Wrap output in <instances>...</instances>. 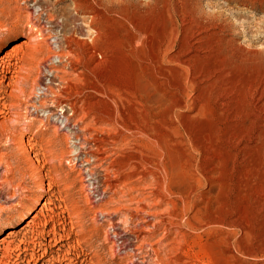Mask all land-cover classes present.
Listing matches in <instances>:
<instances>
[{"label": "rangeland", "instance_id": "374dc122", "mask_svg": "<svg viewBox=\"0 0 264 264\" xmlns=\"http://www.w3.org/2000/svg\"><path fill=\"white\" fill-rule=\"evenodd\" d=\"M22 1L0 0V44L3 43L0 47V90L6 92V94L10 92L15 94L13 97L5 96L0 99V110L6 112V116L0 117V155L1 153L2 155L6 153L5 160L12 166L10 173L5 172L2 168L1 172L3 171V173H0V264H13L16 258L15 255L19 253L26 256L24 261L19 264H26L28 261L29 264H41V262H44V264H159V259L161 260L164 256L166 246L168 249L171 242V245L178 247L179 243L177 240L181 237L179 229L176 227L165 229L162 224H157L153 229L150 228V224L157 221V217L155 218L149 214L166 208L164 203L155 204L153 202L157 198L153 197L152 199L155 198L154 200H147L149 202L147 211L137 212L139 199H136L135 195L140 196V192H148L152 183L150 182L151 176L145 179H141L139 175H127L125 177V182L128 181L127 184H129L127 187L131 188L133 186L134 189L129 196L131 198H122L125 199L123 203L125 204L124 206L127 205L129 207L130 211L126 207L127 214L132 213L136 218L134 217L131 221L128 220L123 224L119 214L114 211V208H117L114 202L113 205L110 204L113 208L109 207L111 212H105L104 218L98 215L95 224H92V209L90 210L91 205L84 197L83 183L77 172L71 170V163H68V160L65 159L71 149V145H77L78 141L76 139L64 140L67 136L61 132H56L55 126H51V124L47 126L46 120L44 121L46 119V112L44 111H39L40 115L27 129V136H20V132L23 129L22 124L25 120L22 116L25 97L31 96L34 102L44 101L50 103L51 95L48 94L47 97L41 96V92H44L41 88L46 85L56 87L59 84L58 81L50 82L49 78H52V71L43 70L40 65V69L43 70L40 78H42L41 80L44 83L40 89L36 87L35 91H32L34 84L32 80L37 79V76H39V67L37 66H39V61L42 57L37 55L39 63L38 65L34 64L36 66L35 69L31 66L33 68L32 72H30L31 77L24 86L25 95H20L19 89H13V91L10 87L12 84L14 86L15 82L19 81L26 74L25 72L28 71H25L27 66L25 67L22 64V60L25 59V63L31 65L30 55L35 52L34 47H32L34 39H31L34 34L29 33L24 27L26 13L17 10ZM99 1L100 6H94L92 1V16L96 12H98L99 16L92 18L91 34L87 25V21H90L87 16L91 13L90 9H86L85 6H80L79 4V9L77 7L78 10H75L72 7V0L27 1L28 4L26 3V6H29L35 12L32 20L38 19L37 16L40 15L39 21L45 24L48 31L52 30L51 38L48 39V41L52 42V46L56 48L57 43L55 40H58L61 42L64 52L68 46L74 50V55L77 51L81 54L86 53L80 59H77L78 56L75 58L76 61H79H77L78 63L75 66L77 72H72V69L65 62L66 59L62 60V58L60 59L56 56L47 63V66L54 64L56 70H58L56 73L63 75L65 78L69 77L71 84L68 86L73 87L71 90H77L76 93L79 91L78 94H81L78 97V102H82L80 99L85 98V96L88 98L92 92L94 93V87L95 85L97 86L99 81L97 79L104 78L103 85L108 88L109 96H103V99H100V105H108V109H122L126 120L128 118L132 123L135 121L132 108L137 112L146 111L139 118L142 122L140 124L142 126L149 125L151 129L153 128L160 136H163L162 138L167 143L168 154L165 155V158L167 156L166 160H168L166 164L168 163V166L173 165L168 186L171 192L170 195L174 196L172 197L179 209L183 205L179 200L180 194H182L181 198L183 199L187 196L186 193L191 191L190 201H185L188 207L186 209L182 207L184 215L181 211H178L179 223L183 225L182 230L190 233L186 243L182 245L183 252L186 251L188 253L190 261L193 260L196 264H232L223 261L221 263L219 251L225 248V244L219 240L222 235L233 232L237 234L236 237H247L246 240H241L240 244L245 245H241V247L253 251L250 253L252 255L239 253L238 257L243 261L246 260V262H253L256 258L258 261H263V259H260V244L257 240L261 238L259 235L263 236L264 234V228L261 229L264 226V94L260 95L257 93L253 95V99H251V95L253 86L258 85L257 80L260 83L259 92L261 93L263 91L260 90H264V10H262L264 5H253L257 8V10H254L250 7V0ZM259 1L264 3V0ZM198 11L204 13L199 14ZM38 12L40 13L39 15L37 14ZM205 12L216 15L221 13L219 16L222 19L218 18L219 22L217 20L213 22L216 25L211 24L204 28V25L201 26L200 22L204 21L206 23L205 15L207 16L208 14ZM191 13L192 15H190ZM206 28L209 29L207 30ZM96 30L100 32V35L96 33ZM163 36H170V39L165 41L167 44L165 46L166 51L160 56L152 48L154 44H158L161 41ZM123 38H125L124 41ZM38 43L46 51L44 52L46 57L48 54L47 45L43 44L42 41ZM95 44L96 47H94ZM131 47L135 48H133L132 52H128ZM214 47L218 49L216 50ZM98 49L104 53L103 57L97 55V60V57H92V51L97 53ZM169 57H173L171 61H168ZM61 60L64 61L62 64L59 62ZM92 60L94 62L93 65L91 64ZM135 64H138L139 67ZM130 68L133 70L130 71ZM8 70L16 71L11 73ZM78 70L82 75L77 76L79 74ZM4 71H8L10 74L8 73L6 77H3ZM129 73L131 78H135L136 84L133 81L132 83L130 82L132 86L126 85L124 82L126 75ZM184 74L187 77H184ZM175 77L176 79L174 80ZM185 86L186 90L182 88ZM133 87H135L136 91ZM1 95L4 96L3 94ZM112 102L114 103L112 104ZM156 102L157 104H155ZM78 105L80 106L81 104L78 103ZM152 105L153 107H151ZM3 106L5 108H2ZM84 107L87 108V106ZM29 110L33 109L30 107ZM85 110H88V108ZM91 110H88L81 123L77 124L78 127L73 124L82 117V114L77 113V117L70 123L71 128H67V131L75 134V132H81L80 128L82 127L90 128L91 130L92 127L95 129L99 127V130L104 128V131L108 132L110 128L108 123L100 120H97L100 123L94 124L92 122L97 110L93 109L94 112ZM57 111L63 112L64 107H58ZM48 118L49 121L51 119L52 121L55 120L54 116H48ZM41 120L46 122V125L40 126L39 121ZM57 125L61 128L64 127L63 122L60 121ZM169 126L174 128L172 129L173 131L169 132ZM50 138L51 140H56V144L49 143ZM132 142L128 144L126 151H124L125 155L136 156L137 153L141 155L152 153L150 145L146 148H140L141 145L136 147L137 145ZM171 145L173 148L169 147ZM24 146L27 147L26 149L34 148L32 152L30 151L26 155L21 156V154H18L17 148H24ZM117 147L118 144H116ZM209 147L217 151H209ZM42 148H45L43 149L44 151H42ZM48 150H52V153ZM42 152L44 153L43 156L40 155ZM183 153L186 154L183 155ZM184 156L188 157L184 158ZM179 161L183 163L189 161L192 169L187 171L180 170L177 167V164L180 163ZM212 165H215V167ZM82 166L86 167L87 164L83 163ZM174 166H176L178 171ZM202 168L212 169L206 172L205 177L208 175L209 179L201 175ZM189 178L190 181H188ZM194 180L196 183H194ZM196 180H199V182ZM111 196L114 201L119 196L121 197L119 193ZM104 203L106 204L107 201ZM134 207L137 209L135 210ZM261 207L262 210L260 209V211L259 208ZM131 209L135 214H133L134 212ZM185 211L187 212L185 213ZM216 215L217 217H215ZM259 215L261 218H259ZM106 216L111 217L112 224L117 226L121 233H124L125 230V233H127V244H129L128 249L121 252H115L112 249L111 238L113 237L109 235V232L107 233L111 229L107 226L109 222L106 220ZM190 217L194 221L193 224L198 220L205 222V219H207L206 222H211L215 219H219L221 222L218 220L220 223L216 224L217 226L209 224L210 228L189 230L188 228L191 227L186 221ZM142 219L150 221L149 231H147L148 235L143 240L142 238L135 240L131 233H135L141 226H144V223H139ZM235 220L237 224H235ZM75 225L81 226V228ZM71 226H73V229ZM245 227L247 228L245 229ZM261 231H263L262 234ZM53 237L56 241L58 240V245H54ZM217 239H219L218 242H216ZM154 249L156 252L152 251ZM43 251L46 254L41 257ZM32 255L33 258H31Z\"/></svg>", "mask_w": 264, "mask_h": 264}, {"label": "bare ground", "instance_id": "6f19581e", "mask_svg": "<svg viewBox=\"0 0 264 264\" xmlns=\"http://www.w3.org/2000/svg\"><path fill=\"white\" fill-rule=\"evenodd\" d=\"M28 0H23L22 3L17 7L19 11H22L23 13H26V16H25V21L26 23L24 24V27L27 29V31L29 33H33L34 36L33 38L31 39H34V43L32 44V47H34V53L31 56V58L29 59L30 60V64L31 65H28V63L26 64L25 63V59L22 60V64H24V66L26 67L27 66V69L25 68V71L28 70L27 72H25L23 75L22 78H20L19 81L15 82V85L13 86V84L10 86L12 88V90L14 89H19V92H20V95L24 96L25 93H24V86L26 85V83L28 82V80L30 79L31 77V74L30 72H32L31 70L33 69L32 67H34L35 69V65L34 64H37L39 63V67L38 68V75L37 76L38 78L32 80L34 82L33 84V87H32V91L34 92L35 91V88H41L43 85V81L41 80L42 78H40V75H42V71L43 70H48V71H52V74H51V77L52 78H49L50 82H54V81H58V85L56 87H53L52 85H46L44 87H42L41 89H43L44 92H41V96L43 97H47L48 94L51 95V98H50V103H46L44 101H39V102H34V100L31 98V96H29L28 98L25 97V101H24V105L22 107V109H24V113H23V117H24V123L22 124V127L23 129L21 130V135L20 136H27L26 133H28L27 129L30 128V126L34 123L33 121H36L35 119L40 115L39 114V111H44L46 112V119H44V121L46 120L47 122V126H55V131L56 132H61L63 133V135L67 136L66 138H64V140H69V139H76L78 141V144L74 145L73 146L71 145V149L69 150V152L67 153L68 155L66 156L65 159L68 160V163H71L70 164V168L72 171H75L77 172V174L79 175L80 177V180L81 182L83 183V186H82V189H84L83 192H85L84 194V197L86 200H88L91 205V208L90 210L92 209V224H95L96 222V219H98V215L101 217H103V215H105L108 211H110L109 207H112L110 206L113 205V203L115 202V204L117 206L116 209L114 208V211L117 212L119 214V217L121 219V222L123 224H125L128 220H132L134 219L135 216L131 214H127V210H126V206H124L125 204L123 203L125 199H122V198H131L129 197L131 195V192L133 191V186L131 188H129V186L127 187V182H125V177L128 175V176H131V175H139V177L141 179H145L146 177L148 176H151V180L150 182L151 183V186L149 187V190L147 193H142L140 192V196L138 195H135V198L136 199H139L137 203L138 204V211L137 212H145L148 210L149 208V200H154L155 198H157L155 201V204L158 203H164L166 205V208L159 211L157 210V212H151L149 215L151 216H154L155 218L157 217V221H155L153 224H150L151 227L153 229V227H156L155 225L157 224H162L165 229H167L168 227H176L177 229H179V232H180V239L178 238V247H174L173 245H171V242H170V246L168 247L167 249V246H166V250H164V256L161 258V260L159 259V264H196L195 262L190 261L189 260V256H188V253L186 251L183 252V247L182 245L184 243H186V240L187 238L189 237L190 233H186L185 231L182 230V224L179 223V218L178 217V211H181L182 214H183V209H186L188 207V204L185 203L186 200L190 201V194H191V191L187 192V196L185 198H181L182 194H180L181 196H179V200L183 203H181V209H179V206L176 204V201L173 199V195H170V189H169V186H168V180H169V177L171 175V171H172V166H168L166 164V158H168L166 156L165 158V155L168 154V148H166V144L164 139L162 138L163 136H160L159 133H157L153 128L151 129L149 127V125H141L142 122L139 120V118H141L142 116V113H145L144 110H142V112H137L134 108H132L131 110H133V113H134V117H135V121L132 123L128 120H126V116L124 115L123 113V110L122 109H108V105H100L101 104V101L100 99H103L102 97L104 96H109V91H108V88L107 87H104L103 85V82H104V78L103 79H97L99 80L97 83V86L95 85V90H94V93L92 92V94L94 95H90L88 98L85 96V98H82L80 99V101L82 102H78V97L81 95V94H78L76 93V91H73L71 90V88L73 87H70L68 85L71 84V80H69L68 78H65L63 77V75L61 74H58L56 72H58V70H56V66L54 64H50L49 66H47V63L53 58V57H59L60 59L62 58V60L66 59V63H67V66H69L71 69H72V72H77V69H76V64L79 62L76 61V57L77 59L81 56H85V54H81L79 53V51H77V53L75 52V55L73 54L74 53V50L70 47L67 46V49L66 51L64 52L63 48L61 47V42L58 41V40H55V42L57 43V46L56 48L54 46L51 45L52 42L48 41V39L51 38L50 34L51 31L49 32L47 27L45 26V24H42L40 21H39V12L37 13L39 16L38 19H33V16L35 12H33L32 8H29V6H26L28 4L27 2ZM92 1L94 2V6H100V1L99 0H72V7H74V9L76 10L77 7L79 9V4L80 6H85L86 9H90V13L92 12ZM103 2V1H101ZM112 2V1H111ZM24 3V4H23ZM27 3V4H26ZM70 3V2H69ZM82 3V5H81ZM107 3V2H106ZM116 3V2H115ZM17 4V3H16ZM102 4V3H101ZM108 4V3H107ZM249 4H250V7L253 8L254 10H257V8L253 5H258L261 4V5H264L263 2L259 1L258 0H250L249 1ZM106 5V4H105ZM104 6V5H103ZM41 8V7H40ZM77 9V10H78ZM171 10V9H170ZM262 10H264V6L262 8ZM105 12V11H103ZM194 12V11H193ZM192 12V13H193ZM199 12V11H198ZM192 13L190 15H192ZM197 13V12H196ZM201 12H199L200 14ZM204 12H202L201 14H203ZM206 13V12H205ZM95 14V12H94ZM98 12H96L95 15L92 16V13L87 16L90 18V21H87V25H88V30L90 32V34L92 33V30L90 31V28L93 26L92 25V18H97L99 16ZM111 14V13H110ZM208 14L207 16L205 15V19H206V23L204 21H201L200 24L201 26L204 25V28L207 27L208 25H213L215 23H213L215 20H217L218 22L220 21L219 19H222L220 18V14L219 15H216V14H212V13H206ZM22 15V14H21ZM116 15V14H114ZM24 16V15H23ZM199 16V15H198ZM202 16V15H201ZM74 17V16H73ZM101 17V16H100ZM193 17V16H192ZM191 17V18H192ZM195 17V16H194ZM222 17V16H221ZM36 18V17H35ZM182 18V16H181ZM208 18H210L208 20ZM219 18V19H218ZM225 18V17H224ZM99 19V18H98ZM116 19V18H115ZM189 19H190V16H189ZM193 19V18H192ZM196 19V18H195ZM212 19V20H211ZM51 20V19H50ZM86 20V19H85ZM84 20V21H85ZM166 20V19H165ZM164 20V22H165ZM197 20V19H196ZM195 20V21H196ZM204 20V19H202ZM208 20V21H207ZM230 20V19H229ZM99 21V20H97ZM168 21V20H167ZM173 21V20H172ZM181 21V20H180ZM199 21V20H198ZM184 22V21H183ZM223 22V21H221ZM182 23V22H181ZM225 23V22H224ZM101 24V23H100ZM108 24V23H107ZM152 24V23H151ZM191 24V23H190ZM189 24V25H190ZM196 24V23H195ZM227 24V23H226ZM192 25V24H191ZM216 25V24H215ZM240 25V24H239ZM77 26V25H76ZM100 26V25H99ZM198 26V24H197ZM200 26V27H201ZM220 26V25H218ZM231 26V25H229ZM152 27V26H151ZM188 27V26H187ZM199 27V28H200ZM107 28V27H106ZM173 28V27H172ZM202 28V27H201ZM210 28V27H209ZM208 28V29H209ZM216 28V27H215ZM223 28V27H222ZM95 29V28H94ZM140 29V28H139ZM187 29V28H186ZM198 29V28H197ZM207 29V28H206ZM207 29V30H208ZM221 29V28H220ZM87 30V31H88ZM101 30V29H100ZM153 30V29H152ZM166 30V29H165ZM188 30V29H187ZM190 30V29H189ZM202 30V29H201ZM200 30V31H201ZM224 30V29H223ZM157 31V30H156ZM185 31V30H184ZM204 31V30H203ZM222 31V30H221ZM88 32V33H89ZM165 32V31H164ZM183 32V31H182ZM188 32V31H187ZM191 32V31H190ZM223 32V31H222ZM70 33V32H69ZM95 33V32H94ZM96 33L100 35V32H98L96 30ZM95 33V34H96ZM126 33V32H125ZM124 33V34H125ZM140 33V32H139ZM195 33V32H194ZM236 33V32H235ZM146 34V33H145ZM197 34V33H196ZM214 34V33H213ZM109 35V34H108ZM123 35V34H122ZM184 35V33H183ZM88 36V35H87ZM118 36V35H117ZM137 36V35H136ZM189 36V35H188ZM192 36V35H191ZM209 36V35H208ZM100 37V36H99ZM187 37V36H186ZM196 37V36H195ZM200 37V36H199ZM96 38V37H95ZM97 38H98V35H97ZM110 38V37H109ZM108 38V39H109ZM252 38V37H251ZM125 38H123V41H124ZM170 39V36H163L161 41L157 44H154L153 45V51H155V53L157 54H161L166 51V47L167 44L165 43L166 40ZM187 39V38H186ZM192 39V38H191ZM206 39V38H205ZM118 40V39H117ZM208 40V39H207ZM217 40V39H216ZM33 41V40H32ZM39 41H42L43 44L47 45L48 47V50H47V55L46 57L44 56V52H46L45 50L42 49L40 43H38ZM112 41V40H111ZM183 41V40H182ZM187 41V40H186ZM204 41V39H203ZM206 41V40H205ZM218 41V40H217ZM171 42V41H170ZM212 42V41H211ZM91 43V42H90ZM109 43V41H108ZM115 43V42H113ZM227 43V42H226ZM3 43L0 44V47ZM42 44V45H43ZM202 44V43H201ZM200 44V45H201ZM250 44V43H249ZM64 45V44H63ZM151 45V44H150ZM184 45V44H183ZM189 45V44H188ZM212 45V44H211ZM215 45V44H214ZM240 45V44H239ZM251 45V44H250ZM18 46V45H17ZM20 46V45H19ZM94 46V45H93ZM93 46H92V49H93ZM104 46V45H103ZM118 46V45H117ZM130 46V45H128ZM132 46V45H131ZM191 46V45H190ZM196 46V45H195ZM209 46V45H208ZM96 47V44L95 46ZM149 47V46H148ZM201 47V46H200ZM217 47V46H216ZM230 47V46H229ZM77 48V47H76ZM84 48V47H83ZM111 48V47H110ZM133 48L135 47H131L128 49V52H132L133 51ZM193 48V47H192ZM215 48V47H214ZM21 49V48H20ZM63 49V50H62ZM95 49V48H94ZM109 49V48H108ZM179 49V48H178ZM189 49V48H188ZM216 49V48H215ZM218 49V48H217ZM216 49V50H217ZM220 49V47H219ZM73 50V51H72ZM198 50V48H197ZM202 50V49H201ZM204 50V49H203ZM189 51V50H188ZM199 51V50H198ZM135 52V51H134ZM92 57H97L98 56H102L103 55V51H101L100 49L97 50V53L96 52H93L92 51ZM95 53V54H94ZM152 53V52H151ZM154 53V52H153ZM210 53V52H209ZM109 54V53H108ZM126 54V53H125ZM177 54V53H176ZM175 54V55H176ZM179 54V53H178ZM37 55L39 56H42L40 58V61L38 62L39 60V57H37ZM107 55V54H106ZM170 55V54H169ZM197 55V54H196ZM209 55V54H208ZM109 56V55H108ZM183 56V55H182ZM185 56V55H184ZM229 56V55H228ZM103 57V56H102ZM156 57V56H155ZM168 57V56H167ZM175 57V56H174ZM181 57V56H180ZM198 57V56H197ZM110 58V57H109ZM132 58V57H131ZM150 58V57H149ZM148 58L149 60V63H150V59ZM173 58V57H172ZM172 58H168V61H171ZM207 58V57H206ZM59 59V60H60ZM75 59V60H74ZM83 59V58H82ZM81 59V61H82ZM162 59V58H161ZM166 59V58H165ZM27 60V61H29ZM59 61L61 64L64 62V61ZM74 60V61H73ZM91 60V59H90ZM97 60H98V57H97ZM96 60V61H97ZM202 60V59H201ZM4 61V60H3ZM8 61V60H7ZM52 61V60H51ZM85 61V60H84ZM157 61V60H156ZM164 61V60H163ZM178 61V60H177ZM189 61V60H188ZM10 62V61H9ZM17 62V61H16ZM33 62H36V63H33ZM109 62V61H108ZM135 62V61H134ZM184 62V61H183ZM203 62V61H202ZM3 63V62H2ZM11 63V62H10ZM51 63V62H50ZM100 63V62H99ZM155 63V62H154ZM189 63V62H188ZM9 64V63H8ZM85 64V63H84ZM92 65L94 64L93 60H92ZM133 64V63H132ZM160 64L162 65V63L160 62ZM40 65L42 66V69H40ZM137 65V67H139L138 64H135ZM148 65V64H147ZM146 65V66H147ZM183 65V64H182ZM14 66H16L14 64ZM32 66V67H31ZM151 67V66H150ZM153 67V66H152ZM212 67V66H211ZM11 68V67H9ZM13 68V67H12ZM20 68V67H19ZM134 68V67H133ZM156 68V67H155ZM184 68V67H183ZM17 69V68H16ZM23 69V68H22ZM69 69V68H68ZM70 69V70H71ZM92 69H94V67H92ZM139 69V68H138ZM190 69V68H189ZM20 70V69H19ZM24 70V69H23ZM133 70L132 68H130V71ZM143 70V69H142ZM156 70V69H155ZM160 70V69H159ZM164 70V69H163ZM169 70V69H168ZM9 71V70H8ZM4 71L3 73V77L7 76V74L9 72H14V71ZM152 71V70H151ZM71 72V71H70ZM80 71L78 70V73ZM137 72V71H135ZM180 72V71H179ZM210 72V71H208ZM219 72V71H218ZM223 72V71H221ZM146 73V71H145ZM160 73V72H159ZM10 74V73H9ZM14 74V73H13ZM74 74V73H73ZM155 74V72H154ZM223 74V73H222ZM260 74V73H259ZM77 75V74H76ZM79 75H82L81 73H79L77 76ZM98 75V74H97ZM150 75V74H149ZM257 75V74H256ZM263 75V74H262ZM261 75V76H262ZM11 77V75H9ZM153 76V75H152ZM102 77V76H101ZM184 77H187L186 74H184ZM251 77V75H250ZM256 77V76H255ZM73 78V77H72ZM77 78V77H76ZM144 78V77H143ZM180 78V77H179ZM192 78V77H191ZM259 78V77H258ZM74 79V78H73ZM72 79V80H73ZM78 79V78H77ZM82 79V78H81ZM93 79V78H92ZM134 79V80H132ZM154 79V78H153ZM176 79V77L174 78V80ZM184 79H187V78H184ZM190 79V78H189ZM253 79V78H252ZM261 79V78H260ZM76 80V79H75ZM83 81H85L84 79H82ZM179 80V79H178ZM192 80V79H191ZM77 81V80H76ZM132 81L135 83V78H131V75L130 73L128 75H126L125 79H124V82L126 85H129V86H132L130 84V82L132 83ZM183 81V80H182ZM187 81V80H186ZM195 81V80H194ZM258 81V85L256 86H253V90H252V95H251V99H253V95L255 94H264V90H260V91H263V92H259L258 90V87L260 85L259 83V80ZM73 82V81H72ZM79 82V81H78ZM176 82V81H175ZM200 82V81H199ZM75 83V82H74ZM157 83V82H156ZM179 83V82H178ZM187 83V82H186ZM185 83V84H186ZM264 83V82H263ZM9 84V83H7ZM6 84V86H7ZM75 84H78V83H75ZM96 84V83H95ZM136 84V83H135ZM168 84V83H167ZM181 84V83H180ZM235 84V83H234ZM45 85V84H44ZM73 85V84H72ZM81 85V84H80ZM134 85V84H133ZM179 85V84H178ZM1 86V85H0ZM13 86V87H12ZM21 86V88H19ZM75 86V85H74ZM83 86V85H82ZM155 86V84H154ZM158 86V85H157ZM166 86V85H165ZM182 86V85H181ZM180 86V87H181ZM188 86V84H187ZM232 86V85H231ZM77 87V86H76ZM75 87V89H77ZM179 87V86H178ZM261 87V86H260ZM264 87V86H263ZM263 87H261L263 89ZM54 88V90H53ZM93 88V89H94ZM126 88V87H125ZM134 90H135V87H133ZM152 88H153V85H152ZM184 88V90H186V86L185 87H182ZM1 89V88H0ZM5 89V88H4ZM102 89V90H101ZM113 89V88H112ZM156 89V87H155ZM13 90V91H14ZM79 90V89H78ZM101 90V91H100ZM115 90V89H114ZM127 90V88H126ZM131 90V89H130ZM183 90V91H184ZM229 90V89H228ZM98 91V92H96ZM124 91V90H123ZM136 91V90H135ZM138 91V90H137ZM153 91V90H152ZM161 91V90H160ZM176 91V90H175ZM172 92V91H171ZM82 93V92H81ZM116 93V92H115ZM130 93H132L130 91ZM233 93V92H232ZM1 94H3L4 96H2ZM110 94H112L110 92ZM138 94V93H137ZM175 94V93H174ZM177 94V93H176ZM234 94V93H233ZM15 94L14 92H10L8 94H6V92H2L0 90V99L4 98L5 96H9V97H13ZM184 95V94H182ZM191 95V94H190ZM235 95V94H234ZM88 96V95H87ZM112 96V95H111ZM139 96V95H138ZM165 96V95H164ZM236 96V95H235ZM248 96H250L248 94ZM101 97V98H100ZM115 97V96H114ZM135 97V96H134ZM141 97V96H140ZM177 97V96H176ZM239 97V96H238ZM247 97V96H246ZM253 97V98H252ZM27 98V100H26ZM138 98V97H137ZM142 98V97H141ZM179 98V97H178ZM52 99V100H51ZM146 99V98H145ZM263 99V98H262ZM110 100V99H109ZM129 100V99H128ZM131 100V99H130ZM141 100V99H140ZM179 100V99H178ZM186 100V99H185ZM258 100V99H256ZM261 100V99H260ZM259 101V100H258ZM262 101V100H261ZM48 102V101H47ZM115 102V101H114ZM112 102V104L114 103ZM134 103V101H132ZM140 102V101H138ZM142 102V100H141ZM144 102H147V101H144ZM169 102V101H168ZM167 102V103H168ZM182 102V101H181ZM186 102V101H185ZM78 103H80L81 105L79 106ZM103 103V102H102ZM170 103V102H169ZM183 103V102H182ZM119 104V103H118ZM132 104V103H131ZM147 104V103H146ZM157 104V102L155 103ZM253 104V103H252ZM138 105V104H137ZM140 105V103H139ZM168 105V104H167ZM1 106V104H0ZM64 107V111L63 112H58L57 111V108L58 107ZM84 106H87L88 110H91L93 111V109H96L97 112L94 114L93 118H92V122L95 123H100V121L104 122V123H108V126L110 125V128H109V131L106 132L104 131V128L99 130V127L98 129H95L92 127V130L90 128H87L86 127H82L80 128V131L81 132H75V134L67 131V128H71L70 126V123L73 121V119H75L77 117V113H81L82 114V117H80L79 119H77L73 125H77L78 123H81L82 121V118H84L85 115H87V111L88 110H85L87 108H85ZM115 106V105H114ZM142 106V105H140ZM172 106V105H171ZM20 107V106H19ZM32 108L33 110H29V108ZM84 107V108H83ZM135 107V106H134ZM143 107V106H142ZM153 107V105L151 106ZM155 107V106H154ZM181 107V106H180ZM2 108H5L4 106ZM140 108V107H139ZM166 108V107H165ZM262 108V107H261ZM146 109V108H145ZM174 109V108H173ZM153 110V109H152ZM90 111V112H91ZM135 111V112H134ZM150 111V110H149ZM148 111V112H149ZM171 111V110H169ZM173 111V110H172ZM262 111V110H261ZM94 112V111H93ZM92 112V113H93ZM156 112V110H155ZM179 112V111H178ZM153 113V112H152ZM17 115V114H16ZM19 115V114H18ZM93 115V114H92ZM150 115V114H148ZM4 117L6 116V112L4 110H0V117ZM48 116H54V121H49L48 119ZM254 116V115H253ZM19 117V116H18ZM129 117V116H128ZM10 118V117H9ZM165 118V117H164ZM167 118V117H166ZM255 118V117H254ZM257 118V117H256ZM16 119V118H15ZM19 119V118H18ZM17 119V120H18ZM150 119V118H149ZM152 119V118H151ZM157 119V118H156ZM249 119V118H248ZM97 120H100V121H97ZM139 120V121H138ZM143 120V119H142ZM181 120V119H180ZM15 121V120H14ZM38 121V120H37ZM44 121H39L40 123V126H44L46 125V122ZM63 122L64 124V127L61 128L58 124V122ZM146 121V120H145ZM141 122V124H140ZM158 122V121H157ZM244 122V121H243ZM49 123V124H48ZM84 123V122H83ZM144 123V122H143ZM166 123V122H165ZM147 124V123H146ZM186 124V123H185ZM102 125V124H101ZM151 125V124H150ZM164 125V123H163ZM167 125H169L167 123ZM8 126V125H6ZM11 126V125H10ZM87 126V125H86ZM106 126V125H105ZM157 126V125H156ZM155 126V127H156ZM159 126V124H158ZM173 126V125H172ZM12 127V126H11ZM74 127V126H73ZM72 127V128H73ZM78 127V125H77ZM75 127V128H77ZM103 127V126H102ZM153 127V126H152ZM162 127V126H160ZM167 127V126H166ZM175 127V126H174ZM188 127V126H187ZM198 127V126H197ZM13 128H14V125H13ZM165 128V127H164ZM170 130L169 132L173 131L172 129L174 128H171L170 126L168 127ZM182 128V127H180ZM156 129V128H155ZM185 129V127H184ZM6 130V129H5ZM10 130V129H9ZM39 130V129H38ZM158 130V129H157ZM180 130V129H179ZM183 130V129H182ZM92 131V132H91ZM112 131V132H111ZM184 131V130H183ZM212 131V130H211ZM55 132V133H56ZM168 132V131H167ZM70 133V134H69ZM189 133V132H188ZM187 133V134H188ZM164 134V133H163ZM168 134V133H167ZM182 134V132H181ZM185 134V135H187ZM191 134V133H190ZM70 135V136H69ZM170 135V134H169ZM188 136L190 137V135L188 134ZM174 137V136H173ZM180 137V136H179ZM229 137V136H228ZM165 138V137H164ZM184 138V137H183ZM187 138V137H186ZM32 139V138H31ZM53 139V137H52ZM57 139V138H55ZM173 139V138H172ZM182 140V139H180ZM189 140V139H188ZM56 141V140H55ZM54 140H49V143H55ZM133 141V142H132ZM169 141V140H168ZM183 141V140H182ZM132 142L133 144L137 145L136 147L140 146L141 147H148L150 145V150L152 151L151 154H136V156H132V155H125L126 153L124 151H126L127 149V146L128 144ZM171 142V141H170ZM198 142V141H197ZM47 143V142H46ZM176 143V142H175ZM174 143V145H176ZM191 143V142H190ZM116 144H118V147L116 148ZM169 144V143H168ZM209 144V143H208ZM50 145V144H48ZM115 145V147H113ZM193 145V144H192ZM180 146V145H179ZM196 146V145H195ZM194 146V147H195ZM6 147V146H5ZM43 147V146H42ZM52 147V146H51ZM133 147V146H132ZM169 147H172L169 146ZM186 147V146H185ZM191 147V146H190ZM230 147V146H229ZM27 147L24 146L23 147H19L17 148L18 149V154L21 156L22 155H26L27 153H29L30 151L32 152V149L34 147H31L29 149H26ZM144 148V149H145ZM173 148V147H172ZM179 148V147H178ZM43 149L45 148H42V151H44ZM205 149V148H204ZM16 150V149H15ZM39 150H41L39 148ZM138 150V149H137ZM142 150V149H141ZM171 150V149H170ZM203 150V149H202ZM207 150V149H206ZM216 150V149H215ZM215 150H212V148L209 147V151H215ZM20 151V152H19ZM49 152L52 153V150H48ZM131 151V150H130ZM198 152V150H196ZM217 151V150H216ZM9 152V151H8ZM135 152V151H134ZM139 152V151H138ZM220 152V150H219ZM14 153V152H13ZM125 153V154H124ZM147 153V152H146ZM149 153V151H148ZM196 153V152H195ZM217 153V152H216ZM15 154V153H14ZM180 154V153H179ZM182 154V153H181ZM186 154V153H183V155ZM197 154V153H196ZM199 154V153H198ZM36 155V154H34ZM41 156L44 155V153L42 152V154L40 153ZM182 155V156H183ZM187 155H188V150H187ZM194 155V154H193ZM69 156V157H68ZM191 156V155H190ZM205 156V155H204ZM5 157H6V153H4L2 155H0V173H3V171L1 172V168L5 171V172H9L10 173V170H12V166L11 164H9L6 160H5ZM18 157V156H17ZM68 157V158H67ZM186 156H184L185 158ZM188 157V156H187ZM186 157V158H187ZM209 157V156H208ZM38 158V157H37ZM44 158V157H42ZM191 158V157H190ZM189 158V159H190ZM193 158V157H192ZM197 158V157H196ZM203 158V157H202ZM207 158V157H206ZM224 158V157H223ZM18 159V158H17ZM46 159V158H45ZM199 159V157H198ZM205 159V158H203ZM209 159V158H208ZM38 160V159H37ZM41 160V159H40ZM202 160V159H201ZM216 160V159H215ZM183 161H185L183 159ZM187 161V160H186ZM204 161V160H203ZM206 161V160H205ZM209 161V160H208ZM226 161V160H225ZM42 162V161H41ZM180 162V161H179ZM191 162V161H190ZM200 162V161H199ZM211 162V160H210ZM30 163V162H29ZM83 163H86L87 166L84 167L82 166ZM192 163V162H191ZM204 163V162H203ZM36 164V163H35ZM170 164V163H169ZM177 164V163H176ZM196 164V163H195ZM42 165V164H41ZM53 165V164H52ZM199 165V164H198ZM39 166V165H38ZM215 167V165H212ZM175 169H176V166H174ZM177 167L181 169H183L182 171H187L188 169H192V165L188 162H180L177 164ZM186 167V168H184ZM200 167V166H199ZM203 167H204V164H203ZM211 167V166H210ZM31 168V167H30ZM29 168V169H30ZM178 168V169H179ZM197 168V167H196ZM201 168V167H200ZM17 169V168H16ZM32 169V168H31ZM211 169V168H210ZM208 168H202V172H201V175L203 177L206 176V172L208 170H210ZM215 169V168H214ZM54 170V169H53ZM177 170V169H176ZM179 170V171H180ZM194 170V169H193ZM201 170V169H200ZM212 170V169H211ZM129 171V172H128ZM178 171V170H177ZM195 171V170H194ZM193 171V172H194ZM226 171V170H225ZM195 172H198V171H195ZM217 172V171H216ZM187 173V172H186ZM200 173V172H199ZM198 173V174H199ZM211 173V172H210ZM54 174V173H53ZM184 174V173H183ZM192 174V173H191ZM197 174V173H196ZM56 175V174H55ZM77 175V176H78ZM194 175V174H192ZM133 177V176H132ZM192 177V176H191ZM199 177V176H198ZM209 176L207 175V179ZM128 178V177H127ZM130 178V177H129ZM204 178V179H205ZM184 179V178H183ZM199 179V178H197ZM187 180V179H186ZM193 180V179H192ZM191 180V181H192ZM59 181V180H58ZM190 181V178L189 180ZM197 182H199V180H196ZM204 181V180H203ZM1 182V181H0ZM4 182V181H3ZM138 182V181H137ZM144 182V181H143ZM171 182V181H170ZM264 182V181H263ZM136 183V182H135ZM194 183L195 180H194ZM54 184V183H52ZM143 184V183H142ZM193 184V183H191ZM48 185V184H47ZM149 185V184H148ZM146 186V185H145ZM198 186V185H197ZM261 186V185H260ZM191 187V186H190ZM262 187V186H261ZM144 188V187H143ZM192 188V187H191ZM7 189V188H6ZM9 189V188H8ZM49 189V188H48ZM138 189V188H137ZM140 189V188H139ZM194 189V188H193ZM190 190V189H189ZM5 191V190H4ZM204 192V191H203ZM261 192V191H260ZM119 193V195H121V197L119 196L118 199H115L116 201H114V198L111 196L112 194L114 195H117ZM194 193V192H193ZM174 194V193H173ZM201 194V193H200ZM203 194V193H202ZM175 195V194H174ZM177 195V194H176ZM179 195V194H178ZM185 195V194H184ZM197 195V194H196ZM173 196V197H172ZM193 196V195H192ZM257 196V195H255ZM95 197V198H93ZM134 197V196H133ZM132 197V198H133ZM153 197H155L154 199H152ZM206 197V196H205ZM109 198V199H108ZM178 198V197H177ZM200 198V197H199ZM108 199V200H107ZM134 199V198H133ZM132 200V199H131ZM148 200V201H147ZM203 200V199H202ZM201 200V201H202ZM107 203L105 204L104 202ZM130 201V200H129ZM137 201V200H136ZM126 202V201H125ZM128 202V200H127ZM152 202V201H150ZM152 202V204H154ZM198 202V201H197ZM85 203V202H84ZM133 203V202H132ZM79 204V203H78ZM114 204V205H115ZM209 204V203H208ZM260 204V203H259ZM137 205V204H136ZM65 206V205H64ZM250 206V205H249ZM259 206V205H258ZM262 206V205H261ZM255 207V206H254ZM113 208V207H112ZM129 207H127L128 209ZM135 208V207H134ZM135 208V210L137 209ZM210 208V207H209ZM197 209V208H196ZM262 210V207L259 208V210ZM264 209V208H263ZM129 210V209H128ZM258 210V211H259ZM260 210V211H261ZM113 211V210H112ZM113 211V212H114ZM130 211V210H129ZM132 211V209H131ZM264 211V210H263ZM106 212V213H105ZM111 212V211H110ZM134 212V211H132ZM187 211H185L186 213ZM189 212V211H188ZM255 212V211H254ZM74 213V212H73ZM104 213V214H103ZM121 213V214H120ZM192 213V212H191ZM207 213V212H206ZM213 213V212H212ZM225 213V212H224ZM263 213V212H262ZM112 214V213H110ZM114 214V213H113ZM135 214V212L133 213ZM208 214V213H207ZM109 215V214H108ZM181 215V214H180ZM184 215V214H183ZM35 216V215H33ZM32 216V217H33ZM71 216V215H70ZM191 216V215H189ZM200 216V215H199ZM206 216V215H205ZM227 216V215H225ZM260 216V215H259ZM188 217V216H186ZM217 217V215L215 216ZM237 217V216H236ZM235 217V219H236ZM254 217V216H253ZM72 218V217H70ZM75 218V217H74ZM104 218V217H103ZM136 218V217H135ZM194 218V216H193ZM214 218V217H213ZM233 218V217H232ZM261 218V216L259 217ZM10 219V218H9ZM78 220V219H77ZM105 220V219H103ZM106 220L109 222H107V226L110 227L111 231H107V233L109 232V235L112 236L113 238H111V247L112 249L115 250V252H121V251H124L126 249L129 248V244L128 241L126 240V234L125 233V230H124V233H121L119 230H118V227L117 226H114L112 224V221H111V217L109 218V216H106ZM184 220V218H183ZM182 220V221H183ZM193 219L188 218V220L186 221L189 226L191 228H188L189 230H195V229H199V228H210L212 226V224H218L220 223L221 221L219 219H215L214 221H211V222H206L207 219H205V222H201V221H197L193 224L194 221H192ZM196 220V219H195ZM210 220V219H209ZM213 220V219H212ZM220 222H219V221ZM224 220V219H223ZM222 220V221H223ZM233 220V219H232ZM231 220V221H232ZM264 220V219H263ZM226 221V220H225ZM230 221V219H229ZM250 221V220H249ZM75 222V221H74ZM228 222V221H226ZM236 222V220H235ZM77 223V222H76ZM121 223V224H122ZM139 223H144V226H141V228H139L138 230L135 231V233H131L134 237L135 240H138L139 238H143L144 237H147V231H149L148 227H149V223L150 221L148 219H142ZM243 223V222H242ZM133 224V223H132ZM185 224V223H184ZM211 224V226L209 225ZM223 224V223H222ZM237 224V222L235 223ZM240 225V223H238ZM257 224V223H256ZM221 225V224H220ZM219 225V226H220ZM76 227L78 225H75ZM94 226V225H92ZM197 226V227H196ZM217 226V225H216ZM242 226V225H240ZM25 227V226H24ZM79 227V226H78ZM226 227V226H225ZM71 228L73 229V226H71ZM81 228V226L79 227ZM129 228V227H127ZM134 228V227H133ZM137 228V227H136ZM228 228V227H227ZM230 228V227H229ZM247 227H245L246 229ZM264 228L261 227V229ZM93 229V228H92ZM132 229V228H130ZM234 229V228H233ZM79 230V229H78ZM83 230V229H82ZM172 230V229H171ZM259 230V229H258ZM232 231V230H231ZM264 231V229H263ZM261 231V234L262 232ZM79 232V231H78ZM176 232V231H175ZM219 232V231H218ZM225 232V230H224ZM227 232V231H226ZM245 232V230H244ZM13 233V232H11ZM167 233V232H166ZM264 233V232H263ZM130 234V235H131ZM214 234V233H213ZM222 234V233H221ZM239 234V233H238ZM255 234V233H254ZM14 235V234H13ZM80 235V234H79ZM106 235V234H105ZM216 235V234H215ZM244 235V234H243ZM251 235V234H250ZM253 235V234H252ZM259 235V234H257ZM65 236V235H64ZM109 236V237H110ZM166 236V235H165ZM192 236V235H191ZM237 234H235V232L233 233H226L225 235H222L220 240L217 239L216 242L219 241H222L221 243H224L225 244V248H223L222 250L219 251V254H220V260H221V263L222 261L223 262H230L232 264H264V234L263 236L259 235L261 238H259V244H260V259H263V261H258V259L256 258L255 261L253 262H246L243 261L240 257H238L239 253L241 254H244V255H248L250 254L251 250H248L246 248H243L241 247L242 244H240V242H242L241 240H246L247 237H236ZM254 236V235H253ZM256 236V235H255ZM69 237V236H68ZM209 237V236H208ZM220 237V236H219ZM59 238H60V235H59ZM106 238V237H105ZM254 238V237H253ZM57 239V238H56ZM95 239V238H94ZM165 239V238H164ZM255 239V238H254ZM258 239V238H257ZM214 240V239H213ZM53 241H54V245H58V240L56 241L53 237ZM145 241V240H144ZM174 241V240H173ZM22 242V241H21ZM142 242V241H141ZM140 242V243H141ZM254 242V241H253ZM256 242V240H255ZM254 242V243H255ZM50 243V242H49ZM139 243V244H140ZM144 243V242H143ZM169 243V242H168ZM188 243V242H187ZM205 243V242H204ZM245 243V242H244ZM24 244V243H23ZM148 244V243H147ZM174 244V242H173ZM253 244V243H252ZM209 245V244H208ZM256 245V243H255ZM258 245V243H257ZM60 246V245H59ZM210 246V245H209ZM223 246V245H222ZM242 246H245V245H242ZM128 247V248H127ZM250 247V246H249ZM248 247V248H249ZM257 247V246H256ZM34 248V247H33ZM253 248V247H252ZM258 248V247H257ZM256 248V249H257ZM250 249V248H249ZM46 250V249H45ZM259 250V249H258ZM134 251V250H133ZM153 252L155 251L152 250ZM257 251V250H256ZM21 252V251H20ZM156 252V251H155ZM259 252V251H258ZM65 253V252H64ZM257 253V252H256ZM46 254L45 251L42 252V256ZM155 254V253H154ZM68 255V254H67ZM156 255V254H155ZM193 255V254H192ZM243 255V257H244ZM252 255V254H250ZM16 258H15V261L13 262V264H19V263H22L24 261V257H26L25 255H22L21 253L15 255ZM52 256V255H51ZM65 256V255H64ZM158 256V255H157ZM33 258V255L32 257ZM66 259V258H65ZM155 259V258H154ZM196 259V257H195ZM252 259V258H251ZM32 260V259H31ZM26 264H29V261L26 262ZM41 264H44V262H41Z\"/></svg>", "mask_w": 264, "mask_h": 264}]
</instances>
